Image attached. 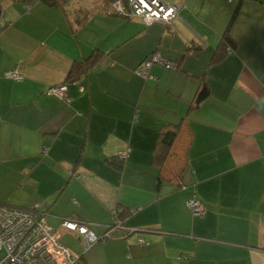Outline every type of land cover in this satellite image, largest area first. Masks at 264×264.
<instances>
[{
  "label": "crops",
  "instance_id": "obj_1",
  "mask_svg": "<svg viewBox=\"0 0 264 264\" xmlns=\"http://www.w3.org/2000/svg\"><path fill=\"white\" fill-rule=\"evenodd\" d=\"M102 1L0 0V203L45 213L73 264H264V0H165L167 27ZM116 208L132 233L85 250L61 226L99 234Z\"/></svg>",
  "mask_w": 264,
  "mask_h": 264
},
{
  "label": "built area",
  "instance_id": "obj_2",
  "mask_svg": "<svg viewBox=\"0 0 264 264\" xmlns=\"http://www.w3.org/2000/svg\"><path fill=\"white\" fill-rule=\"evenodd\" d=\"M112 11L120 15L139 17L145 25L159 23L168 26L178 17L180 3H170L165 0H114L111 2ZM158 62L167 68H173L174 63L164 61L159 53L147 60ZM8 77L20 78L16 72L6 73ZM66 83L51 85L47 94L64 101L67 97ZM126 155V151L120 156ZM187 207L193 215L202 216L206 207L196 198L187 200ZM113 223L103 234L95 233L88 223L63 219L61 226L75 233L81 240L83 249L99 241H104L113 228H120L121 223L113 218ZM131 231V229H129ZM135 230V229H134ZM138 243H144L138 238ZM80 256L58 241V232L46 221V215L36 209H26L0 203V264H73Z\"/></svg>",
  "mask_w": 264,
  "mask_h": 264
},
{
  "label": "trees",
  "instance_id": "obj_3",
  "mask_svg": "<svg viewBox=\"0 0 264 264\" xmlns=\"http://www.w3.org/2000/svg\"><path fill=\"white\" fill-rule=\"evenodd\" d=\"M44 1L46 3H48L49 5H56V4H58V1H60V0H44ZM107 1H108V3H110V2H112L114 0H107ZM233 47H234V40H233V38L231 37V35L229 33V26H228L227 29L225 30L221 40L219 41V44H218L217 49L215 51V54H214L215 59H216V55H219V56L224 55L225 53H227V51L232 50ZM97 55L98 54H96L93 51V54L90 55L89 57L84 58L82 61L75 62V66H77V68H79V69H82V68L86 67L87 65H91L92 64L91 62L93 61V58L96 57ZM152 55H153V53L151 55H149L147 60H150V57ZM181 124H182V121L178 122L177 124H174L172 126L166 127L163 131L160 132L159 138H158V144H157V148H156V155L158 157L163 158V157H165L168 154L169 149L171 148V146H172V144H173V142H174V140H175V138H176V136H177V134H178V132L180 130ZM126 216H127V211H125L124 208L123 209L122 208H116L112 212V217H111L112 220L114 218V219L118 220L119 223H121L122 225H121L120 228H113L110 231L109 236L106 237V239H108V238H110L112 236L111 232L113 230H115V229L124 230L126 234L132 233V231L129 230V227L125 225ZM112 220L106 226V229L103 232L99 233V234H103V233H105L108 230V228L113 223ZM138 238H141V237H138ZM104 241H99V242H104Z\"/></svg>",
  "mask_w": 264,
  "mask_h": 264
},
{
  "label": "rangeland",
  "instance_id": "obj_4",
  "mask_svg": "<svg viewBox=\"0 0 264 264\" xmlns=\"http://www.w3.org/2000/svg\"><path fill=\"white\" fill-rule=\"evenodd\" d=\"M101 2H102V3H105V1H102V0H101ZM107 2H108V1H107ZM110 5H111V2L109 3V6H110ZM111 7H112V6H110V9H111ZM112 8H113V7H112ZM111 10H112V9H111ZM113 13H114V11H113ZM115 13H116V12H115ZM117 14H119V13H117Z\"/></svg>",
  "mask_w": 264,
  "mask_h": 264
}]
</instances>
